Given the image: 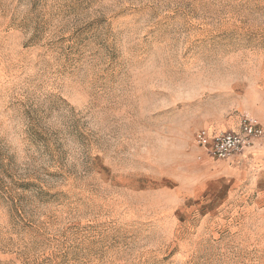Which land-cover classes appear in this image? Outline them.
I'll return each instance as SVG.
<instances>
[{
	"label": "rangeland",
	"instance_id": "374dc122",
	"mask_svg": "<svg viewBox=\"0 0 264 264\" xmlns=\"http://www.w3.org/2000/svg\"><path fill=\"white\" fill-rule=\"evenodd\" d=\"M264 0H0V264H264Z\"/></svg>",
	"mask_w": 264,
	"mask_h": 264
},
{
	"label": "built area",
	"instance_id": "2783aa9c",
	"mask_svg": "<svg viewBox=\"0 0 264 264\" xmlns=\"http://www.w3.org/2000/svg\"><path fill=\"white\" fill-rule=\"evenodd\" d=\"M261 138H264V130L259 121L251 118H243L236 130L219 131L210 136L201 132L194 134L195 142L205 146L211 157L220 160L241 154Z\"/></svg>",
	"mask_w": 264,
	"mask_h": 264
}]
</instances>
